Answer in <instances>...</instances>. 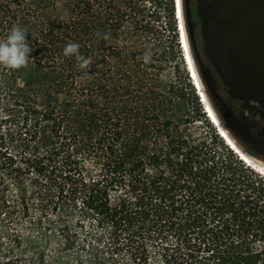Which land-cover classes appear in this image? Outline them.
Listing matches in <instances>:
<instances>
[{
  "label": "trees",
  "instance_id": "obj_1",
  "mask_svg": "<svg viewBox=\"0 0 264 264\" xmlns=\"http://www.w3.org/2000/svg\"><path fill=\"white\" fill-rule=\"evenodd\" d=\"M175 9L0 0V39L19 25L32 48L27 68L0 66V214L19 226L35 211L31 228L96 264H264V172L216 129L194 131L206 110ZM68 43L88 69L64 56ZM7 177H28L30 192L16 200Z\"/></svg>",
  "mask_w": 264,
  "mask_h": 264
},
{
  "label": "water",
  "instance_id": "obj_2",
  "mask_svg": "<svg viewBox=\"0 0 264 264\" xmlns=\"http://www.w3.org/2000/svg\"><path fill=\"white\" fill-rule=\"evenodd\" d=\"M198 3L204 47L228 91L249 105L264 100V0H198ZM187 31L193 35L192 29ZM180 41L189 66L183 39ZM189 42L206 86L190 36Z\"/></svg>",
  "mask_w": 264,
  "mask_h": 264
},
{
  "label": "rangeland",
  "instance_id": "obj_3",
  "mask_svg": "<svg viewBox=\"0 0 264 264\" xmlns=\"http://www.w3.org/2000/svg\"><path fill=\"white\" fill-rule=\"evenodd\" d=\"M175 7V0H174ZM175 19L177 24V33L179 38L180 32V18L177 12V3L175 9ZM185 12V23L188 30L192 29L193 35L189 33L190 40L193 45L194 52L197 56L199 67L202 73L204 80L206 81V88L208 94L211 98V101L218 112L219 116L225 123V125L230 130L232 136L235 140L240 144L244 150L250 154L252 160H255L258 164H261L264 167V157H261L258 153L253 152L252 150L246 148L242 143L239 142L236 134L231 130L228 124L225 122L221 113L218 109L217 103L215 101V92L213 87H218L219 80H214L218 77L217 72L212 65L211 59L207 55V51L204 47V41L202 39V31H198L195 27L189 25L187 20V12ZM181 33V32H180ZM180 39V38H179ZM181 47V45H180ZM181 50L183 54H185L184 48ZM173 75L170 74L168 79L172 78ZM193 82V81H192ZM194 84V83H193ZM195 86V85H194ZM197 87L196 91H200V88ZM199 95V94H198ZM200 96V95H199ZM203 99L202 105L207 110V103L204 100V96H200V100ZM205 103V104H204ZM205 105V106H204ZM204 109V111H205ZM208 113L205 111V115L207 117V121L202 119H197L194 121V131H210L211 129H216L218 133L220 129L212 122V118H209ZM212 119V120H210ZM220 135V134H219ZM221 136V135H220ZM234 149V148H233ZM238 153V152H237ZM240 155V154H239ZM245 161H247L245 159ZM249 163V161H247ZM253 166V163H249ZM257 168V167H255ZM260 170V169H259ZM261 171V170H260ZM264 172V171H262ZM0 175L2 172L0 171ZM6 186L5 183L2 184L3 187H6L7 192L12 193L16 200L19 199L21 195L20 186L27 189L28 193L31 189V184L29 183L28 177H23L20 182L16 179H12L11 177L6 178ZM3 180L1 181V183ZM30 196V194H28ZM35 215V211H30L28 215H24L20 220V225L15 226L13 224L12 219L9 215H5V213L0 214V262L3 264L8 261L9 264H96L95 260L90 259L88 256H85V250L76 252L75 249H67L63 248L60 237L52 236L50 237L48 234L44 233L42 230H37L31 228L30 220ZM20 228V229H19ZM18 234L21 237V243H14L12 240L15 235ZM38 247L44 252V256H39L37 253L39 252ZM124 260L116 261L117 263L123 262ZM126 261V260H125Z\"/></svg>",
  "mask_w": 264,
  "mask_h": 264
},
{
  "label": "flooded vegetation",
  "instance_id": "obj_4",
  "mask_svg": "<svg viewBox=\"0 0 264 264\" xmlns=\"http://www.w3.org/2000/svg\"><path fill=\"white\" fill-rule=\"evenodd\" d=\"M183 7L186 9L189 25L202 31L198 0H183ZM214 80H219L218 87L213 89L221 116L240 143L264 157V100L259 99L249 105L229 92L219 75Z\"/></svg>",
  "mask_w": 264,
  "mask_h": 264
},
{
  "label": "clouds",
  "instance_id": "obj_5",
  "mask_svg": "<svg viewBox=\"0 0 264 264\" xmlns=\"http://www.w3.org/2000/svg\"><path fill=\"white\" fill-rule=\"evenodd\" d=\"M29 31L19 25H13L5 38L0 39V66L9 70H19L27 68L30 62V53L32 48L26 39ZM98 41H107L110 39L109 34L97 32ZM80 45L77 43H68L63 50L66 57H73L77 61V67L81 70L88 69L92 63L91 58H86L80 54ZM151 49L143 53V62L151 61ZM90 78V77H89Z\"/></svg>",
  "mask_w": 264,
  "mask_h": 264
},
{
  "label": "bare ground",
  "instance_id": "obj_6",
  "mask_svg": "<svg viewBox=\"0 0 264 264\" xmlns=\"http://www.w3.org/2000/svg\"><path fill=\"white\" fill-rule=\"evenodd\" d=\"M177 3V12H178V16L180 18V32H181V36H180V32H179V38L183 39V44L185 46L186 52H187V56H188V62H189V66L188 69L190 71L191 69V77L192 79H195V83H197L198 87L200 88V91L198 92L199 95L202 94L204 96V100L207 103V110L206 112L208 113V116L210 118H212V122L218 126V128L220 129V134L225 138V140L227 141V143L234 148V150L236 152H238L240 154V156L244 159H246L247 161H249V163H253L254 167H257V170H261L264 171V167L261 164H258L255 160H252V158L250 157V154H248L244 148L238 144V142L235 140V138L232 136L230 130L228 129V127L225 125V123L223 122V120L221 119V117L219 116L218 112L216 111L211 98L208 94L207 88L205 86V84L203 83V80L201 78V75L199 73V70L197 69V66L195 64V61L193 59V54H192V50H191V46H190V42H189V34L187 31V26L185 23V12H184V7H183V0H176ZM181 43V41H180ZM181 47L183 49L182 43H181ZM186 59V58H185ZM188 65V64H187ZM194 83V84H195ZM196 86V85H195ZM198 88V89H199ZM203 101V99H201ZM205 104V103H204ZM205 106V105H204Z\"/></svg>",
  "mask_w": 264,
  "mask_h": 264
}]
</instances>
